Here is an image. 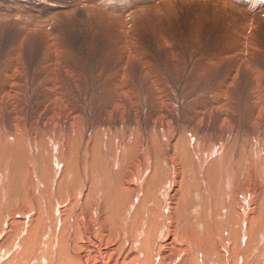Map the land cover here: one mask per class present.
I'll use <instances>...</instances> for the list:
<instances>
[{"label":"bare ground","instance_id":"bare-ground-1","mask_svg":"<svg viewBox=\"0 0 264 264\" xmlns=\"http://www.w3.org/2000/svg\"><path fill=\"white\" fill-rule=\"evenodd\" d=\"M73 1L72 3L79 7H98L97 12L89 16L98 14L101 9L119 13L126 23H123L125 37H134L135 33L129 31L151 23L149 13L156 2L167 0ZM177 1L181 6H185L182 7L185 14H190V23L195 18L199 26H207L209 29H213L217 24L228 23L232 17L226 18V14L225 16L220 13H227L228 8L245 11L244 16L250 15L251 22L258 21L254 18L256 12H264V4L258 0ZM206 9L213 14L206 16ZM133 10L135 14L146 15L144 18L141 15L130 19ZM171 17L172 13L169 12L163 24H156L161 27L159 32L165 29V24ZM29 19L32 21V24H26L29 28L31 25L38 28L42 26L39 19L36 20L33 15H30ZM253 23L248 22V28ZM223 28L225 30V26ZM24 31L26 33V29ZM256 33V30L252 32ZM123 41L127 43L126 39ZM56 50L60 51L58 48ZM127 54H130L129 48ZM52 56L57 62V58L53 54ZM17 65L19 68L20 64L16 63ZM257 83L258 81L254 85L251 83L253 87L247 101L249 110L244 116L245 124L240 121V114L232 99L227 96H213L210 101H202L200 108L193 107L191 115L183 114V119L177 117L178 111L176 113L171 104L170 108L159 105L156 116L148 124L152 130V134L148 136L134 127L124 128L125 121L122 116L125 112V97L119 95L114 106L120 109L109 102L111 106L108 105V110L109 113L113 110L120 111V124L123 127L111 125L110 117L107 119L110 122L97 127L101 130L100 133L102 132L101 142L104 143L95 152L89 151L93 149V145L88 141L85 145L80 133L86 131L88 135L89 132L94 135L96 129L93 127L87 131V127H81L82 130L79 131L80 129L75 128V121L81 117L76 106L70 112V109H67L64 115L60 114L54 105L46 108L42 118L43 127L54 120V124L51 122L50 125H54L53 131L56 133L50 135V139L54 145L60 147L62 159L56 146L54 149V145H47L54 150L53 154L56 156L52 159L47 154H41L43 157L40 160L43 164L39 166H45L47 169L48 162L52 159L55 168L51 170L53 177L49 182L54 187L44 191L41 180H44L42 178L45 172H41L39 177L35 163L31 168L34 177L27 171L24 174L20 166L21 169L18 170L21 176H24L20 189L23 187L25 192L20 206L22 213H19L17 220L16 213L8 209H17L18 204L9 202V181L4 177L3 180L0 172V264H264V86L261 89ZM260 85L262 86V83ZM221 86L223 88V84ZM174 90L176 91L175 88ZM13 91L15 88L11 89V92ZM57 95L53 97V102L59 98ZM160 95L164 97V93ZM66 97L67 95L65 99ZM72 99L71 97L70 101ZM164 101L165 105L170 103L169 99ZM260 101L263 107L259 105ZM140 102V97L136 96L132 112L137 110ZM181 103L183 104L182 99ZM181 106L184 107L180 104V108ZM85 121L83 122L86 125ZM80 123L78 124L81 126ZM90 126L92 127V123ZM40 131L42 133L41 129ZM59 135L64 138L57 137ZM96 136L97 134V141L99 139ZM75 137H79L83 147L80 158L71 150ZM104 137L109 145H105ZM10 142L13 143V140ZM17 146L20 149V145ZM72 149L77 148L73 146ZM73 159L75 163L80 162L75 175L72 173V166H75ZM31 182L36 186V191H33L34 186L30 187ZM36 197L41 198L42 203H36L34 200L41 201L35 199ZM45 201H49L47 206ZM5 218L7 229L2 225ZM16 226L21 227L22 231L21 228L16 231Z\"/></svg>","mask_w":264,"mask_h":264},{"label":"rangeland","instance_id":"rangeland-1","mask_svg":"<svg viewBox=\"0 0 264 264\" xmlns=\"http://www.w3.org/2000/svg\"><path fill=\"white\" fill-rule=\"evenodd\" d=\"M72 2L74 1L0 0V172H2V178H7L6 180L9 181L8 199H11L9 202L13 201L15 205L18 204L17 209L16 207L13 210L8 209L10 212L16 213V219L20 217L22 213L20 206L25 192L22 190L23 187L20 189L22 186L21 181L24 176H21V172L18 169L23 168L24 174H26L27 171L30 173L29 175L31 177H34L31 168L34 167L33 165L35 163L39 177H41V172H45L44 178H42L44 180H41L43 181L44 191L47 192L49 187H54L49 181L52 179L51 177H53L51 170L55 167L53 166L54 162L52 159H54L53 156L56 155L53 154L54 150L52 151L49 146L54 145L53 141L50 139V137H52L50 135L56 132L53 131L54 125L53 127L50 125L51 122V124H54V120H51L47 123L46 127H43L42 118L46 108H51L54 105L57 107L59 113L64 115L69 109L68 112L77 107L83 119L80 117L75 121V128L78 130L80 129L79 131H81L83 127H87V131H89V129L91 130L93 127L96 129L94 135L90 134V132L88 135L86 131L80 133L82 139L84 138L83 141L85 145L87 141L88 143L90 142L89 144L92 143L93 149L89 151L95 152L103 146L104 143L101 142L102 132L100 133L101 130L97 127L101 126L103 123L110 122L107 121L109 117L111 119V125L116 124L120 125V127L125 125L124 128L126 127L127 129L128 127H134L136 130L148 136L152 134L151 127L148 124L151 119L156 116L159 110L158 107L165 106L170 108L172 105L176 113L178 111L177 117L183 119V117H181L183 114L191 115L193 113V107L200 108L202 101H210L213 96L214 98L227 96L232 99L240 114V121L245 124L244 116L249 110L247 108V101L251 96V89L257 81L261 89L264 86V12L262 11L254 14V18L258 19V21L251 22L250 15L244 16L246 14L245 11L228 8V11L226 10L228 14L223 11L220 12L221 15L226 14V18L232 17L227 21L228 23L217 24L213 29H209L207 26H199L195 18L194 21L190 23V14H185V10L182 8L185 6H181L177 0L156 2L151 13H149L151 15V23L143 24L134 29V31H129L135 33L134 37L133 35L132 37H125L123 23H126L124 18L120 17L119 13L113 11L108 12L101 9L98 14L89 16L93 12H97L96 8L98 7H79ZM177 5L178 7H176ZM134 11L135 10L130 14V19H135L141 15H143L144 18L146 15V13L135 14ZM169 12L172 13V17L170 21L168 20L166 22L165 29L159 32L158 30L161 27L156 26V24H163ZM205 12L206 16H211L213 14L208 9H206ZM11 14H13V16ZM6 15H9L8 17L10 18ZM30 15H33L36 20L39 19L42 24V26H39L40 29L35 25H31L30 28L27 26L28 23L32 24V21L29 19ZM172 21L173 23H171ZM232 21L235 23L233 24ZM248 22L254 23L248 28ZM237 25L240 26L238 27ZM224 26L225 30L223 28ZM244 26H247V29ZM25 29L26 33L24 31ZM255 30L257 33L252 34ZM125 39L127 43L123 41ZM127 46L130 50L129 55L127 54ZM57 48L60 51H57ZM52 54L57 58V62L56 59H52ZM16 63L20 64L19 68H17L18 65L16 66ZM245 63L247 68L245 67ZM255 64L260 65L262 68H259L257 65L258 69ZM246 70L248 73H246ZM225 77L227 80L224 79ZM228 80L230 83H228ZM261 83L262 86L260 85ZM222 84L223 88L221 86ZM185 86L187 89H183L186 88ZM57 87L58 89L55 90ZM12 88H15V91L11 92ZM154 88H156V90H154ZM189 88H191L190 91L192 90L191 93ZM179 89L183 90V92ZM177 90H179L180 93ZM163 93L164 97L160 95ZM55 95L59 98L53 102V97ZM66 95L67 97L65 99ZM119 95L125 97L123 99V109L125 111L122 116L125 121L123 126L120 124V111L113 110L109 113L108 110L111 104L112 106L116 104ZM136 96L140 97L141 102L137 110L132 112V108H134L133 101ZM153 96H156V98ZM168 96H170L171 99ZM71 97L73 98L72 101H70ZM115 98L116 100H114ZM163 98L166 101L169 99L170 103L165 105ZM160 99L161 101H158ZM181 99L183 104L181 103ZM12 100H14L13 103ZM104 100L105 102H103ZM15 101H17V103ZM20 103L21 105H18ZM97 103H99V106ZM180 104L184 105V107L181 106V108L183 107L182 109L180 108ZM259 105L263 107L261 101ZM114 107L120 109L118 106ZM38 110L40 112H38ZM39 113H42V115H39ZM23 119L24 121H22ZM85 120L87 121V126L83 122ZM78 123H80L81 126ZM91 123L92 127L90 126ZM78 126H80V128ZM26 128H28V130ZM96 131L99 132L97 133ZM95 132L97 134L96 137L99 139L97 141L95 140ZM8 137L11 138L9 139ZM57 137H62L61 139L64 138L63 135ZM77 138L79 139V137ZM77 138L73 140L71 150L74 155L76 154L75 156L77 158H80L79 156L83 147L80 139L78 140ZM12 140L13 143L10 142ZM104 140L106 142L105 145H107L108 141L106 137H104ZM17 145H20V149L24 151H21ZM47 145H49V149ZM55 146L56 145H54V149L57 147ZM73 146L77 149H72ZM57 148L59 149L60 157L62 156L60 153L61 149L60 147ZM28 149L31 150V153L33 152L32 155ZM25 150H27V152ZM41 154H47L52 158L50 162H48L50 167L47 165V169L45 166H39L43 164H41L42 160H40L41 157H43ZM73 161L75 166H72V173L75 175L77 174V170H79L77 166L79 167L80 162L75 163V159H73ZM8 168L11 169V172L8 171ZM16 170H18V173ZM47 170L48 172H46ZM16 174H18V176ZM4 178L3 180H5ZM44 183L48 184L45 185ZM26 186L29 187V184ZM26 186L24 185V190H26ZM33 186V191H36V186L31 182L30 187L32 188ZM15 192L17 196L19 195L18 197L16 196L17 198L15 197ZM35 199L41 200H34L36 203H42L41 198L36 197ZM48 202L49 201L44 202L46 206ZM36 213H38V210H36ZM5 220L6 218L2 220V225L7 229L8 226ZM3 222H5V224ZM15 228V230L18 231L21 227L19 228L16 226ZM20 230L22 231V228ZM24 231L26 232L25 229Z\"/></svg>","mask_w":264,"mask_h":264}]
</instances>
